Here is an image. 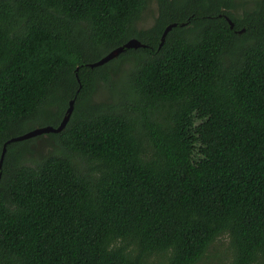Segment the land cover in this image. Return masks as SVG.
<instances>
[{"label":"trees","instance_id":"16d2710c","mask_svg":"<svg viewBox=\"0 0 264 264\" xmlns=\"http://www.w3.org/2000/svg\"><path fill=\"white\" fill-rule=\"evenodd\" d=\"M238 1L0 0V153L74 99L6 146L0 264H199L220 238L264 264V0Z\"/></svg>","mask_w":264,"mask_h":264},{"label":"rangeland","instance_id":"374dc122","mask_svg":"<svg viewBox=\"0 0 264 264\" xmlns=\"http://www.w3.org/2000/svg\"><path fill=\"white\" fill-rule=\"evenodd\" d=\"M237 12L241 13L242 8L252 7L251 0H240L236 4ZM157 14V6L155 2H151L149 6L142 12L139 20L137 22V27L146 28L153 23V19ZM127 68V64H123L120 68L118 74H122L123 71ZM110 97V92L107 88L102 86L98 87L94 98L96 99H108ZM43 123H32V127H40ZM56 143L44 135L40 140L35 141V156L45 155L51 151H54ZM232 258V254L228 247V239L220 238L218 241L212 243L208 250L205 253V256L199 264H229Z\"/></svg>","mask_w":264,"mask_h":264},{"label":"water","instance_id":"95a60500","mask_svg":"<svg viewBox=\"0 0 264 264\" xmlns=\"http://www.w3.org/2000/svg\"><path fill=\"white\" fill-rule=\"evenodd\" d=\"M225 19L227 20L229 26L232 28L233 27V22L226 16H224ZM176 24L173 23V24H168L163 32H162V35H161V38H160V42L158 44V47H160L165 39V35L167 34V32L173 27L175 26ZM243 31V29H240L236 32L238 33H241ZM138 46H143L137 39L135 38H130L128 39L125 43H123L122 45L112 49L111 51H109L106 55H104L103 57H101L100 59H98L97 61L95 62H92V63H89L88 66L89 67H94V66H98V65H102L106 62H108L109 60L117 57L122 51H124L125 49L127 48H136ZM77 69V68H76ZM73 103H74V99H71L69 100V104H68V107L60 121V123L58 124V126L56 127H53V126H43V127H39V128H35V129H32V130H29L23 134H20L18 136H14L10 139H8L2 146V150H1V153H0V168L2 166V163H3V159H4V156H5V152H6V146L8 143L10 142H14V141H20V140H23V139H28L32 136H35L37 134H40V133H47V132H60L62 131L70 116H71V113H72V110H73Z\"/></svg>","mask_w":264,"mask_h":264}]
</instances>
